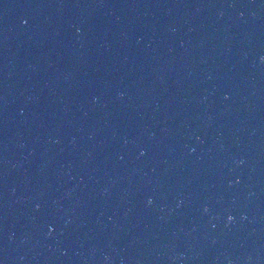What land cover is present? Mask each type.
Masks as SVG:
<instances>
[{"label":"water","instance_id":"95a60500","mask_svg":"<svg viewBox=\"0 0 264 264\" xmlns=\"http://www.w3.org/2000/svg\"><path fill=\"white\" fill-rule=\"evenodd\" d=\"M0 264H264V0H0Z\"/></svg>","mask_w":264,"mask_h":264}]
</instances>
